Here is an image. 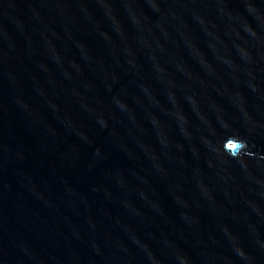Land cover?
I'll list each match as a JSON object with an SVG mask.
<instances>
[{
    "label": "water",
    "instance_id": "obj_1",
    "mask_svg": "<svg viewBox=\"0 0 264 264\" xmlns=\"http://www.w3.org/2000/svg\"><path fill=\"white\" fill-rule=\"evenodd\" d=\"M0 264H264V0H0Z\"/></svg>",
    "mask_w": 264,
    "mask_h": 264
},
{
    "label": "clouds",
    "instance_id": "obj_2",
    "mask_svg": "<svg viewBox=\"0 0 264 264\" xmlns=\"http://www.w3.org/2000/svg\"><path fill=\"white\" fill-rule=\"evenodd\" d=\"M248 143L246 140L237 136H228L222 145V150L233 158H237L247 149Z\"/></svg>",
    "mask_w": 264,
    "mask_h": 264
}]
</instances>
